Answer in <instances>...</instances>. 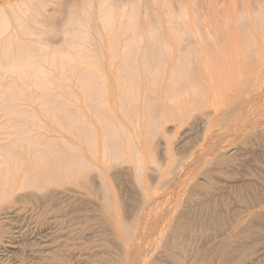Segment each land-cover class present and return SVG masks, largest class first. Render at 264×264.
Returning a JSON list of instances; mask_svg holds the SVG:
<instances>
[{
	"label": "rangeland",
	"instance_id": "1",
	"mask_svg": "<svg viewBox=\"0 0 264 264\" xmlns=\"http://www.w3.org/2000/svg\"><path fill=\"white\" fill-rule=\"evenodd\" d=\"M127 262L264 264V0H0V264Z\"/></svg>",
	"mask_w": 264,
	"mask_h": 264
},
{
	"label": "bare ground",
	"instance_id": "2",
	"mask_svg": "<svg viewBox=\"0 0 264 264\" xmlns=\"http://www.w3.org/2000/svg\"><path fill=\"white\" fill-rule=\"evenodd\" d=\"M155 201V199L153 198V197H151V201H150V206H151V204L153 203ZM153 227V226H152ZM157 227V226H156ZM174 227V226H173ZM171 229V228H170ZM144 234V233H143ZM143 234H138L139 236H138V238H137V240L139 241V243L138 244H140L141 246H142V243H144L145 241H147L146 240V238L148 237V235H147V237H146V235L144 236ZM149 238V237H148ZM147 238V239H148ZM140 246V247H141ZM137 250H138V254H139V256L142 254V250H141V248H139V246H138V248H137ZM180 256V255H179ZM182 256H183V254H182ZM182 259H184V258H182ZM184 261H185V259H184ZM180 262V261H179ZM182 263V262H181ZM181 263H179V264H181ZM127 264H132V262H127ZM192 264V263H191Z\"/></svg>",
	"mask_w": 264,
	"mask_h": 264
}]
</instances>
